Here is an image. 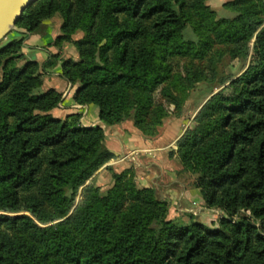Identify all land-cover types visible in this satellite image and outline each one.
Returning a JSON list of instances; mask_svg holds the SVG:
<instances>
[{
    "label": "trees",
    "instance_id": "1",
    "mask_svg": "<svg viewBox=\"0 0 264 264\" xmlns=\"http://www.w3.org/2000/svg\"><path fill=\"white\" fill-rule=\"evenodd\" d=\"M207 1L34 0L25 8L14 25L22 34L58 15L59 40L84 36L76 60L50 53L41 66L34 48L22 52L25 36L0 41V264H264V0L226 1L234 14L226 19ZM188 26L196 42L183 39ZM215 43L229 45L233 59H259L221 81L231 80L203 106L200 137L178 146L204 206L225 216L217 226L168 219L166 201L135 187L129 169L112 174L104 195L84 186L114 155L100 126L52 115L62 94L42 91V74L61 62L76 104L97 107L107 127L134 108L133 124L147 135L165 116L157 87L179 106L171 87L184 85L171 59L201 58ZM81 187L82 202L54 223Z\"/></svg>",
    "mask_w": 264,
    "mask_h": 264
},
{
    "label": "rangeland",
    "instance_id": "2",
    "mask_svg": "<svg viewBox=\"0 0 264 264\" xmlns=\"http://www.w3.org/2000/svg\"><path fill=\"white\" fill-rule=\"evenodd\" d=\"M226 1L229 0L207 1V4L215 13L216 19H226L233 17L234 14L229 9L223 6ZM13 30L15 31V28H13L9 32L8 37H11V35L13 34ZM46 30L47 29L42 27L41 25L37 33L44 34L46 33ZM83 36L84 34L82 32H77L75 35H73L71 40H59V34V36H57L55 39L52 38L51 45L56 48L55 53H59L62 59L66 60L69 58L71 60H76L78 53L76 50L75 41L81 39ZM183 39L185 41L189 40L192 42H196L197 38L191 27L188 26L184 31ZM5 40L6 38L3 41ZM229 49V45L215 43L207 48V51L203 53L202 56H200L201 58H191L188 56L173 57L171 59V66L173 70L172 72L174 75H177L181 78L179 82L184 85L183 88H178V85L177 88L175 86L171 87V90L179 104L178 108H176L173 103L169 102L166 97L161 95V88L163 85H160L154 90L153 99L154 104L160 106L163 109L165 116L161 118L160 124L156 126L153 133L144 135L134 126L132 119L135 113L134 108L130 110L128 119L121 123L124 124L127 128L132 129L134 133L136 135H139L143 141H147V143L153 142L154 144L151 147L141 149L130 148V150L113 156V158L109 159V161L104 163L101 167L109 163H113L111 165H115L118 162L128 163V166L119 170L118 172L107 168L111 170L109 173L110 182L106 184L107 182L105 183V181H108L107 179L103 181L104 184L102 185L96 182L94 177V174L101 168L100 167L85 183L84 186L92 185L93 188L97 189L100 195H104L106 191L113 185L114 180L112 178V174H119L129 169V171L132 172L130 177L135 187H137L138 189L151 188V186L147 185L144 180L137 177V173H151L152 171L154 172V170H152V163H154V161H158V163L162 162L163 165L166 166V168L170 167L172 170L177 169L176 179L178 182L174 183L173 185L181 184L185 186L186 183H188V186H191L199 192V189L196 187L197 175L189 170H185L179 161L178 146L184 141L200 137L199 129L201 128V125L199 122L202 119L203 106L210 101V98L213 95L217 94L224 87L228 86L231 80L225 82L221 81L229 77L235 79L248 66L259 64V59L252 52L249 53L246 59H233L228 54ZM43 62L37 63L39 66H41ZM18 64L22 65V62H18ZM49 70L55 73L57 71L61 72V62H58L55 67ZM49 70L47 71L49 72ZM47 71L42 74L43 82L46 76L49 77L48 75H46ZM224 93H227V91L225 90ZM100 127L104 131V128L107 126L102 124V126ZM161 176V174H158V177L153 178L155 184L160 183L159 179H165L163 176L161 178ZM82 195L83 187L78 189L75 195L74 204L70 209L68 215L56 220L54 223L62 222L66 220L70 215H72L75 208L82 202ZM166 203L168 205L167 218L175 221L180 220L185 224H189L191 222H199L207 226L214 227L217 226V221L221 217H225L224 214L221 213L218 209L213 208V210H216L213 216L203 215L202 207L206 208L204 204H202V207L198 208L197 205L194 204H174L173 206L168 202ZM179 209H181L179 218H173V210L174 212H176L177 210L179 211Z\"/></svg>",
    "mask_w": 264,
    "mask_h": 264
},
{
    "label": "crops",
    "instance_id": "3",
    "mask_svg": "<svg viewBox=\"0 0 264 264\" xmlns=\"http://www.w3.org/2000/svg\"><path fill=\"white\" fill-rule=\"evenodd\" d=\"M62 23V18L58 15L45 20L42 23V27L46 28V33H35V34H22L19 31H13L11 37L7 38H21L24 37L22 52L27 54L31 51V48L36 50L35 59L37 62H43L46 60L50 53L54 54L56 52V48L51 45L52 38L55 39L60 34V25ZM10 36V35H9ZM50 71L46 72V75L49 77H45L42 90L46 91L48 89H54L55 91L62 94L61 102L58 107L52 111V115L59 119H64L70 114H79L80 115V123L84 127L90 126H102L98 119V109L94 105H78L73 101V94L76 90V87H72L65 79L60 77V72L56 73ZM105 146L106 148L114 154V156L119 153L125 152L127 150L132 149H141L146 147H151L154 143L147 141H143L139 135H136L134 131L130 128H127L124 124H119L115 126L105 127ZM113 163L105 164V166L101 167L95 174V180L100 185L106 184L110 182L109 173L111 170L118 172L119 170L128 166V163L118 162L115 165H111ZM152 167L154 172L151 173H137V177L141 178L146 182L147 185L151 186L156 194L170 205L178 204V205H197L198 208L202 207V199L198 190L186 185H173L178 182L176 179V171L177 169L172 170L170 167L166 168L162 162L152 163ZM111 170H109V169ZM160 172V173H159ZM156 174V175H155ZM158 174H161L165 179H159V184H155L153 178L158 177ZM161 176V178H162ZM173 185V186H172ZM203 208V215H212L216 210ZM172 209V208H171ZM182 209V208H181ZM174 212L173 210V218H179L180 210ZM213 218V217H212ZM211 220V219H210Z\"/></svg>",
    "mask_w": 264,
    "mask_h": 264
},
{
    "label": "water",
    "instance_id": "4",
    "mask_svg": "<svg viewBox=\"0 0 264 264\" xmlns=\"http://www.w3.org/2000/svg\"><path fill=\"white\" fill-rule=\"evenodd\" d=\"M34 0H0V41L14 28L25 8Z\"/></svg>",
    "mask_w": 264,
    "mask_h": 264
}]
</instances>
